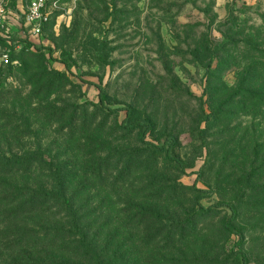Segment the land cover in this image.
Instances as JSON below:
<instances>
[{
    "label": "rangeland",
    "instance_id": "rangeland-1",
    "mask_svg": "<svg viewBox=\"0 0 264 264\" xmlns=\"http://www.w3.org/2000/svg\"><path fill=\"white\" fill-rule=\"evenodd\" d=\"M17 2L0 0V153L43 162L12 184L61 172L113 264H264V0H48L38 36Z\"/></svg>",
    "mask_w": 264,
    "mask_h": 264
},
{
    "label": "trees",
    "instance_id": "trees-1",
    "mask_svg": "<svg viewBox=\"0 0 264 264\" xmlns=\"http://www.w3.org/2000/svg\"><path fill=\"white\" fill-rule=\"evenodd\" d=\"M18 3L19 0L17 6ZM5 40L6 38L0 34V41ZM37 47L42 48V46ZM5 97L7 93L0 92V99ZM99 97L101 103L107 99V94L102 88H100ZM119 109L122 108L115 107L110 111ZM128 126L130 129L143 126L140 139L149 144L145 151L165 153L168 161L181 163V160L173 155L170 146L167 148L166 144H156L146 140V133L153 130L151 122L137 120L129 122ZM173 143L174 139L171 145ZM25 154L0 153V264L2 262L3 264H68L69 262L65 260L66 253L84 256L86 264H113L112 260L103 259L96 250V235L91 236V225L84 223L74 209L76 197L64 191L65 178L61 172L56 176L57 185L54 184L51 189L41 190L12 184L10 177L12 173L21 170L32 171L43 162L42 158L36 159ZM199 206L204 213L212 211L211 207L205 208L201 203ZM54 207L58 209L62 207L64 211L59 209L57 212L53 209ZM232 210L236 211L233 206ZM47 211L53 217L50 223L47 222L49 217H43ZM140 213L139 211L133 214L135 215L133 221L145 219V215ZM23 214H27L29 219V228L24 231L19 220ZM36 217H40L44 223L37 221ZM225 227L242 238L240 230H237L235 226H230L226 222ZM168 232L172 233V230ZM160 234L155 233L152 237L157 239ZM175 237L176 235H173L172 239ZM238 243L240 244V240ZM233 251L244 263L246 262L241 248H235Z\"/></svg>",
    "mask_w": 264,
    "mask_h": 264
},
{
    "label": "built area",
    "instance_id": "built-area-1",
    "mask_svg": "<svg viewBox=\"0 0 264 264\" xmlns=\"http://www.w3.org/2000/svg\"><path fill=\"white\" fill-rule=\"evenodd\" d=\"M47 1L48 0H29L26 6H22L18 3V8L21 10L23 15V25L26 31L33 35H40L43 31V26L49 20V13L47 12ZM8 11L0 5V27H4L5 18ZM2 59L5 63L10 62L9 55L3 54Z\"/></svg>",
    "mask_w": 264,
    "mask_h": 264
}]
</instances>
